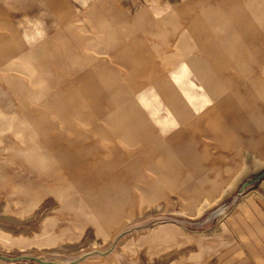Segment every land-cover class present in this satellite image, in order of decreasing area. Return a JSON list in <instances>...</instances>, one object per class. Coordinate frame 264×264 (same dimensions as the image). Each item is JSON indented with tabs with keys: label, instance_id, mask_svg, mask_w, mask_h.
I'll list each match as a JSON object with an SVG mask.
<instances>
[{
	"label": "rangeland",
	"instance_id": "rangeland-1",
	"mask_svg": "<svg viewBox=\"0 0 264 264\" xmlns=\"http://www.w3.org/2000/svg\"><path fill=\"white\" fill-rule=\"evenodd\" d=\"M258 237L264 0H0V264H246Z\"/></svg>",
	"mask_w": 264,
	"mask_h": 264
},
{
	"label": "crops",
	"instance_id": "crops-1",
	"mask_svg": "<svg viewBox=\"0 0 264 264\" xmlns=\"http://www.w3.org/2000/svg\"><path fill=\"white\" fill-rule=\"evenodd\" d=\"M258 241V242H256ZM252 247L248 256L249 263L246 264H264V237L255 238V241L250 242Z\"/></svg>",
	"mask_w": 264,
	"mask_h": 264
},
{
	"label": "bare ground",
	"instance_id": "bare-ground-1",
	"mask_svg": "<svg viewBox=\"0 0 264 264\" xmlns=\"http://www.w3.org/2000/svg\"><path fill=\"white\" fill-rule=\"evenodd\" d=\"M257 162V165H259V163H258V161H256ZM260 163H262V162H260ZM240 173V172H239ZM244 174V173H243ZM246 174V173H245ZM241 177V176H240ZM243 177V176H242ZM239 178V177H238ZM240 179V178H239ZM237 181H238V179L234 182L235 184H237ZM228 186H229V184H228ZM230 187V186H229ZM232 188V187H231ZM223 192V191H222Z\"/></svg>",
	"mask_w": 264,
	"mask_h": 264
}]
</instances>
